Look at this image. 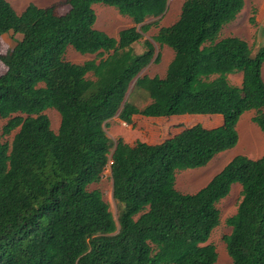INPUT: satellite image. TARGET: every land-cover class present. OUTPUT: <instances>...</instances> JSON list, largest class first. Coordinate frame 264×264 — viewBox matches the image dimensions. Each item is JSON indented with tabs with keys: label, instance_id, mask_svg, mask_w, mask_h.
<instances>
[{
	"label": "trees",
	"instance_id": "trees-1",
	"mask_svg": "<svg viewBox=\"0 0 264 264\" xmlns=\"http://www.w3.org/2000/svg\"><path fill=\"white\" fill-rule=\"evenodd\" d=\"M94 3L134 24L111 37L96 28ZM168 3L67 0L66 13L58 3H30L18 13L0 0V47L4 34L22 35L0 52V116L8 118L0 128V264H216L208 239L221 221L218 203L235 183L241 199L226 219L225 264H264V156L235 155L195 192L176 186L179 171L238 144L245 112L256 111L264 133V44L253 53L244 38L222 36L245 0H184L179 18L161 26ZM153 27L157 33L137 52L134 44ZM155 42L174 57L164 76L141 75L161 59ZM70 46L99 60L72 62ZM239 72L241 85L229 79ZM133 88L150 93L148 105L130 99ZM50 108L61 114L57 131ZM186 114H220L223 122L183 124L158 143L130 144L106 131L115 116L133 123L134 115ZM108 168L117 219L101 190L90 188Z\"/></svg>",
	"mask_w": 264,
	"mask_h": 264
},
{
	"label": "rangeland",
	"instance_id": "rangeland-1",
	"mask_svg": "<svg viewBox=\"0 0 264 264\" xmlns=\"http://www.w3.org/2000/svg\"><path fill=\"white\" fill-rule=\"evenodd\" d=\"M183 1L184 0H169L167 11L160 21L161 26L171 25L179 18ZM9 2L18 13H21L30 3H35L40 7L58 3L60 13H66L70 8L67 4V0H9ZM93 8L97 14L96 28L106 31L113 38H118V34L122 29L134 24L130 17L121 14L112 6L94 3ZM151 20H153V18L148 19L147 22ZM157 31L158 28L153 27L149 32L144 33L142 39L134 44L135 50L137 52H142L145 48V38H151ZM228 35H236L244 38L252 47L253 53H255L258 48L264 44V0H245V6L238 18L227 24L222 30V36ZM21 37L22 35L13 34L12 32L4 34L1 37V54H5L11 49L15 45L16 39H20ZM155 46L157 52L161 53V59L157 62L152 61L142 71L141 75L153 77L155 75L164 76L166 74L167 66L174 57V51L167 45H161L157 42H155ZM66 57L68 60L75 63H84L94 58L99 60L97 56L81 54L71 46L68 47ZM5 70L6 66L0 60V73H3ZM88 76L93 77V74L90 73ZM229 79L232 83L241 85L243 82V73L232 74L229 76ZM141 93H143L142 89L133 88L130 99L142 107L150 102V100ZM46 112L51 119L53 129L57 131L61 121V114L55 108H50ZM255 114L256 111L251 110L245 112L241 116L238 123L240 140L236 146L218 153L205 166L179 171L177 174V188L182 192H195L199 190L237 154H245L250 158L264 156V133L258 124L253 121ZM216 116L220 117V123H222L223 117L220 114L173 115L170 119L134 115L133 123H127L119 118V116H115L110 120V125L106 128V131L108 136L112 139L122 137L130 144H135L138 140L148 143H158L164 138L179 132L182 128L181 126L184 125L201 123L209 127L215 126L217 124ZM7 122V117L0 116L1 129ZM14 134L15 131H11L9 134L3 135V141H11ZM90 188L101 190L105 201L109 204L110 210L115 219H117L120 208L113 196V181L110 169H106L101 181L92 184ZM240 199L241 184L235 183L230 193L218 203V207L221 211V221L220 224L214 228L208 239V243H213L218 251V261L216 264H225L231 261L224 240V235L231 232V227L226 224V219L236 212Z\"/></svg>",
	"mask_w": 264,
	"mask_h": 264
},
{
	"label": "crops",
	"instance_id": "crops-1",
	"mask_svg": "<svg viewBox=\"0 0 264 264\" xmlns=\"http://www.w3.org/2000/svg\"><path fill=\"white\" fill-rule=\"evenodd\" d=\"M170 63V62H169ZM240 73V72H239ZM236 74V73H235ZM230 75H232V74H230ZM229 75V76H230ZM142 91H143V93H141L143 96H145L147 99H149L150 101H151V95H150V93L149 92H147L146 90H144V89H142ZM147 95V96H146ZM149 104V102L146 104V105H148ZM146 105H144V106H146ZM144 106H142V107H144ZM216 120H217V124L216 125H218L219 123H220V117H218V116H216ZM240 121V120H239Z\"/></svg>",
	"mask_w": 264,
	"mask_h": 264
}]
</instances>
